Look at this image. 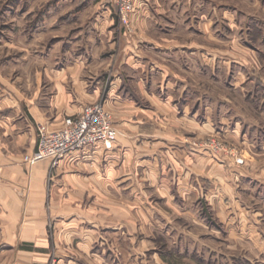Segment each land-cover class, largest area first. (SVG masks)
Returning a JSON list of instances; mask_svg holds the SVG:
<instances>
[{
	"label": "crops",
	"instance_id": "obj_1",
	"mask_svg": "<svg viewBox=\"0 0 264 264\" xmlns=\"http://www.w3.org/2000/svg\"><path fill=\"white\" fill-rule=\"evenodd\" d=\"M163 2L134 0L132 33L119 26L109 0L45 3L36 21L30 7L20 12V27L17 3L2 22L0 264H149L147 255L168 264L149 243L147 228L156 234L162 213H146V190L209 228L191 207L203 186L223 179L227 165L192 140L215 133L251 143L230 99L199 81L220 68L218 59L211 61L218 55L195 49L193 41L195 5L209 39L208 2L168 0V8ZM180 6L168 17V9ZM243 76L237 72L230 86L242 90ZM98 102L117 131L111 149L96 144L56 163L25 161L36 154L38 128L57 130ZM220 194L207 189L204 197L218 217H233L235 202L228 210Z\"/></svg>",
	"mask_w": 264,
	"mask_h": 264
},
{
	"label": "rangeland",
	"instance_id": "obj_2",
	"mask_svg": "<svg viewBox=\"0 0 264 264\" xmlns=\"http://www.w3.org/2000/svg\"><path fill=\"white\" fill-rule=\"evenodd\" d=\"M57 1L0 0V31L4 28L2 22L14 12L12 7L15 4L19 3L20 7L15 10L18 15L13 17L17 21L14 25L20 27L25 23L19 15L21 11L31 7L34 11H31L29 19L36 21L45 14V3L53 4ZM162 1L168 8V0ZM192 1L200 4L202 0ZM204 1L208 2L204 3L203 12L209 16V39L206 35L202 36L203 27L196 17L201 10L195 5L193 41L195 49L208 48L211 54L216 53L218 58L211 57V61L219 60L220 68L217 75H210V80L204 77L199 81L203 82L204 88L208 85L205 90L210 94L229 98L235 105L236 113L241 114L243 131L249 137L251 146L244 147L215 133H208L201 138L194 137L191 143L194 148L203 149L211 158L224 159L227 165L223 179H211L200 191L197 204L194 203L191 207V212L199 213L209 228L203 227L202 221L199 225L193 222V218L178 214L182 209L178 208L179 212H176V207H170L164 196H154L153 192L146 190V213H162L161 218H158L161 227L156 223V234L152 233V228H147V236L151 237L149 243L155 246L156 252L165 257L164 261L168 264H264V0ZM109 2L114 7L119 26L127 33H132L131 20L136 14L134 0V9L128 15V24L120 21L115 0ZM184 8L180 6L177 9H168L167 15L176 17L175 14H179ZM186 13L191 17L189 9ZM185 17L184 13L179 18ZM177 27L180 32V25ZM205 28L204 26V33ZM237 72L244 75L245 84L242 90L230 86V83L238 80L234 78ZM111 122L113 125L112 116ZM213 181L218 182L216 184ZM207 189L225 196L227 199L224 203L228 210H231L230 205L235 202L233 217L220 218L216 215V209H211L210 203L205 200ZM229 196L231 197L228 198ZM135 204L142 205L143 202ZM129 209L130 212L135 210L133 205ZM178 249L180 254L175 255ZM147 261L154 264L149 255ZM49 264L56 263L51 261Z\"/></svg>",
	"mask_w": 264,
	"mask_h": 264
},
{
	"label": "built area",
	"instance_id": "obj_3",
	"mask_svg": "<svg viewBox=\"0 0 264 264\" xmlns=\"http://www.w3.org/2000/svg\"><path fill=\"white\" fill-rule=\"evenodd\" d=\"M118 7V17L128 24V15L133 11V0H115ZM37 150L33 157L25 156L26 162L41 159H51L56 163L66 154L87 146L101 144L105 149H111L117 136L112 125L111 115L98 102L85 106L75 116L66 117L61 127L54 131L38 128ZM240 163L241 160H238Z\"/></svg>",
	"mask_w": 264,
	"mask_h": 264
},
{
	"label": "trees",
	"instance_id": "obj_4",
	"mask_svg": "<svg viewBox=\"0 0 264 264\" xmlns=\"http://www.w3.org/2000/svg\"><path fill=\"white\" fill-rule=\"evenodd\" d=\"M21 248H26V247L23 246V247H21ZM27 248H28V247H27ZM211 264H214V263H211Z\"/></svg>",
	"mask_w": 264,
	"mask_h": 264
}]
</instances>
